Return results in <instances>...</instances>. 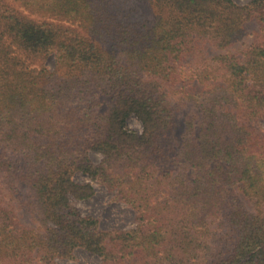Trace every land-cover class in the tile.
Here are the masks:
<instances>
[{"label":"trees","instance_id":"16d2710c","mask_svg":"<svg viewBox=\"0 0 264 264\" xmlns=\"http://www.w3.org/2000/svg\"><path fill=\"white\" fill-rule=\"evenodd\" d=\"M16 1L72 26L0 12V264H71L80 247L105 264H264V0ZM251 20L259 38L229 49ZM209 40L222 52L204 57ZM182 81L201 87L185 89L196 111L165 187L161 139ZM79 172L115 190L136 225L82 213L76 200L95 188ZM232 187L255 210L231 202Z\"/></svg>","mask_w":264,"mask_h":264},{"label":"rangeland","instance_id":"374dc122","mask_svg":"<svg viewBox=\"0 0 264 264\" xmlns=\"http://www.w3.org/2000/svg\"><path fill=\"white\" fill-rule=\"evenodd\" d=\"M235 1L239 3H245L249 0ZM122 2L126 6H131L134 5L135 0H122ZM12 8L37 20L56 21L57 23L62 22L64 23L65 27L72 26L71 23L61 21L53 16L28 10L16 0H0V12H8ZM260 28L261 24L257 20H251L247 22L245 24L244 32L235 38L229 49L240 51L246 46H249L251 43L255 42L259 38ZM220 52H222V50H219L214 42L210 40L203 44V53L205 54L204 57H212L216 54H219ZM197 55L199 56H187L186 59L195 61L201 59L200 54ZM45 63L48 64L52 70H55V57L53 54L49 55ZM33 66H35V64H33ZM200 87L201 84L198 82L182 81L170 89L172 91L170 93V101L174 111L175 124L173 129L165 133L161 139L166 150V159L163 161L159 171L157 172V175L163 178L165 187H169V182L172 177L176 176L182 169L183 157L181 155V147L185 138L187 120L191 117H194L196 111L194 105L191 102L185 100V89L196 90ZM101 98L107 102L104 96L101 95ZM130 126L137 131H141L142 129V124L137 117H132L130 119ZM91 157L96 162L101 159V155L96 152H92ZM2 178L3 175H0V180H2ZM75 178L79 181H91L95 188V192L90 197L76 200L75 205L79 207L82 213L96 216L100 221L101 227L105 229H125L136 225L137 218L135 210L130 205H128L120 195L118 196L115 190L108 188L105 183H102L96 179L91 180L88 175L82 172L77 173ZM228 194L231 202L234 197H238L245 202L246 206L250 210H255V203L245 196L240 187L229 188ZM15 204H17V209L23 222L31 227L39 226L40 222L38 215L34 210L33 204H24V206L21 207L20 201H17ZM219 221L220 220L215 219L212 222L211 227L213 230L219 229ZM62 261L71 264H105L99 255L81 247L76 249L74 260Z\"/></svg>","mask_w":264,"mask_h":264}]
</instances>
